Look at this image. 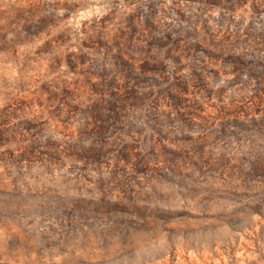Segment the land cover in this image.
Wrapping results in <instances>:
<instances>
[{
	"label": "rangeland",
	"instance_id": "rangeland-1",
	"mask_svg": "<svg viewBox=\"0 0 264 264\" xmlns=\"http://www.w3.org/2000/svg\"><path fill=\"white\" fill-rule=\"evenodd\" d=\"M0 264H264V0H0Z\"/></svg>",
	"mask_w": 264,
	"mask_h": 264
}]
</instances>
